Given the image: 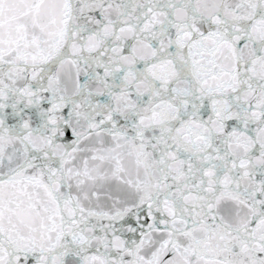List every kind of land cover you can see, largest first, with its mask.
<instances>
[{
  "label": "snow or ice",
  "instance_id": "obj_1",
  "mask_svg": "<svg viewBox=\"0 0 264 264\" xmlns=\"http://www.w3.org/2000/svg\"><path fill=\"white\" fill-rule=\"evenodd\" d=\"M0 264H264V0H0Z\"/></svg>",
  "mask_w": 264,
  "mask_h": 264
}]
</instances>
